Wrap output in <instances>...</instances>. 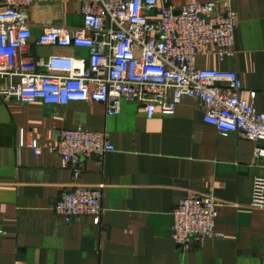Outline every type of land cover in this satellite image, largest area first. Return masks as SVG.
Here are the masks:
<instances>
[{
  "label": "crops",
  "instance_id": "obj_1",
  "mask_svg": "<svg viewBox=\"0 0 264 264\" xmlns=\"http://www.w3.org/2000/svg\"><path fill=\"white\" fill-rule=\"evenodd\" d=\"M230 1L238 24L234 55L198 56L199 69L234 72L247 100L264 114V0H157L159 7ZM40 18L81 25L79 3L39 0ZM32 57H87L81 49L34 48ZM82 127L105 133L114 151L90 159L78 180L48 149L56 133ZM23 145L19 147V132ZM30 139L43 145L35 158ZM255 144L220 136L202 106L183 99L171 117L148 120L143 106L122 101L108 117L100 104L49 107L0 99V264H264V208L252 207L259 174ZM75 185H104L101 224L89 217L65 224L54 215ZM211 194L222 206V238L182 251L171 239L172 211L187 195Z\"/></svg>",
  "mask_w": 264,
  "mask_h": 264
},
{
  "label": "built area",
  "instance_id": "obj_2",
  "mask_svg": "<svg viewBox=\"0 0 264 264\" xmlns=\"http://www.w3.org/2000/svg\"><path fill=\"white\" fill-rule=\"evenodd\" d=\"M61 4L65 0H50ZM81 25L43 21L39 0H0V99L49 107L100 104L108 117L122 101L143 106L146 118L171 117L185 98L203 108L204 123L220 136L235 134L255 144L259 174L252 207L264 208V114L248 102L234 72L199 69L198 56L232 57L238 18L230 1L159 7L157 0H77ZM81 49L87 57H32L34 48ZM49 146L62 169L78 180L84 162L113 152L105 133L82 127L56 133ZM19 147L23 132H19ZM35 158L43 145L30 139ZM104 185H75L53 206L65 224L89 217L101 224ZM222 204L211 194L187 195L172 211L171 239L182 251L222 238L215 231Z\"/></svg>",
  "mask_w": 264,
  "mask_h": 264
},
{
  "label": "rangeland",
  "instance_id": "obj_3",
  "mask_svg": "<svg viewBox=\"0 0 264 264\" xmlns=\"http://www.w3.org/2000/svg\"><path fill=\"white\" fill-rule=\"evenodd\" d=\"M47 21V20H46ZM47 22H52V20H50V21H47Z\"/></svg>",
  "mask_w": 264,
  "mask_h": 264
}]
</instances>
